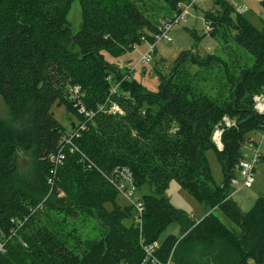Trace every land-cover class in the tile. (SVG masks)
<instances>
[{"label":"trees","instance_id":"1","mask_svg":"<svg viewBox=\"0 0 264 264\" xmlns=\"http://www.w3.org/2000/svg\"><path fill=\"white\" fill-rule=\"evenodd\" d=\"M73 1L0 0V94L13 115L12 125L0 117V227L8 239L0 264H141L142 242L158 241L173 222L183 238L171 234L160 243L163 262L189 240L202 246L198 258L176 264H264V196L247 212L232 198L243 147L264 125L254 100L264 91V29L228 0H212L205 19L228 59L193 47L163 70L161 58L154 67L158 89L151 91L123 79L129 68L115 67L103 52L118 56L154 42L153 0H79L83 25L76 33L67 20ZM113 82L120 84L112 94ZM78 101L95 114L80 113ZM56 102L79 118L69 126L72 145L63 142L69 129L52 110ZM113 103L122 111L112 113ZM217 128L223 149L214 140ZM31 149L33 159L21 168L20 154ZM60 149L63 163L56 165L51 157ZM210 149L223 169L220 183ZM121 166L130 168L138 190L153 187L141 196V224L131 203L117 202ZM173 179L206 205L199 222L165 195ZM78 219L95 221L93 236Z\"/></svg>","mask_w":264,"mask_h":264},{"label":"rangeland","instance_id":"2","mask_svg":"<svg viewBox=\"0 0 264 264\" xmlns=\"http://www.w3.org/2000/svg\"><path fill=\"white\" fill-rule=\"evenodd\" d=\"M189 1L190 0H153L152 5L155 7L149 11V14L157 23H161L163 19L175 16L179 12L178 8L180 3H185V5H187ZM228 1L233 5L236 12L242 13L246 19H248L256 27L262 30L264 29L263 0ZM212 4V0H196L195 4L189 9L187 19L173 27L172 34L174 40L172 42L161 41L157 43L155 51L151 52L152 60L147 64L140 63L143 55L147 53L151 47V44L145 40L138 44L134 50L128 51L122 55L116 56L109 51H104L103 54L108 61L114 63V66L120 70H125L126 67L133 68L138 64L130 76L134 81L151 91L158 89L159 79L154 67L161 58H165L167 60L163 70H168V66L182 50L193 47L199 50L202 54L216 53L228 59L229 55L226 53L227 50L223 49L222 41L219 38L212 36V32L207 31L208 22L205 19V11L211 8ZM67 20L73 33H76L82 28L83 21L79 0L73 1ZM196 36H200V39H197ZM247 57L248 56L245 55V58ZM144 69L147 71L145 72ZM52 110L56 118L69 129L66 131L63 138V142L67 145L69 144L67 140V133L72 131V128L70 129L69 126L73 122H79V118L75 113L68 111L65 104H59L56 102L53 105ZM0 117L5 122L12 125L13 115L3 100L1 94ZM226 121L231 124L230 118L226 117ZM218 131H221V135L217 138L216 133ZM222 132L223 129L217 128L214 133V140L217 144L218 142H222ZM243 150L247 158L253 156L255 151H260L261 153L260 159L254 169V182L247 185L244 184L243 179L239 177L240 185L236 186L232 184L235 189L232 194L233 200L240 206L242 211L247 212L252 208L257 198L264 196V130H254L252 132V137L244 145ZM206 155L211 166L212 175L216 182L220 183L223 180L224 175L216 153L214 150L210 149L206 151ZM32 159V149L23 151L20 154V167H27ZM152 188L153 187L151 185H145L138 191V193L142 196L148 192H152ZM165 195L178 209L185 212L196 222H199L206 215V205L200 202L176 179H173L170 182L169 187L165 191ZM116 197L117 202L123 206L130 203L129 197L123 193H119ZM107 206L108 208H112L111 203H107ZM215 213L226 224L239 230V228L226 217L221 209L218 208L215 210ZM124 222L127 225H131L134 222L133 215L126 218ZM76 224L84 233L89 235L92 231L91 235H94V228L96 226L94 220L82 222L78 219ZM171 234L181 237V239L183 238L181 235V225L179 223L173 222L168 224L160 235L158 242L163 243L167 236ZM201 250L202 246L200 244L189 240H182L174 254H171L170 264H176L178 259H180L179 257H183V259L196 257L197 259ZM28 261L30 262V260ZM248 264H254V261L250 259Z\"/></svg>","mask_w":264,"mask_h":264},{"label":"built area","instance_id":"3","mask_svg":"<svg viewBox=\"0 0 264 264\" xmlns=\"http://www.w3.org/2000/svg\"><path fill=\"white\" fill-rule=\"evenodd\" d=\"M195 2H196V0H190L187 5H185V3H180L179 4L180 10L175 16L167 17V18L163 19L161 21V23L158 24V30L153 34L154 42L151 43L148 41L151 44V47L149 48L147 53H145L143 55L142 59L140 60V63L147 64L148 62H150L152 60L151 52L155 51L157 43H159L161 41L172 42L174 40L173 34H172L173 27L176 24L181 23L187 19L189 9L195 4ZM207 22H208L207 31L208 32L213 31L214 26H213L212 22L211 21H207ZM137 65H135L133 68L128 67L129 72L131 73L133 70H135ZM130 73L125 75V77L123 79L131 78ZM109 79L112 81V76H109ZM119 84H120V82H113L112 87H111V93L112 94L117 93V91L119 89ZM78 93H80V87L76 86L73 88V94H74L73 98L74 99L77 98L76 95ZM254 100H255L256 109L260 113L264 114V91L262 93L256 95L254 97ZM76 106L79 107V112L86 115V116L92 117L95 114V110H88L86 108V106L80 101L77 102ZM110 111L112 113L116 114L117 112H121L122 110H121V107L118 103H113L112 106L110 107ZM227 125H230V122H227ZM261 130H264V125H263V128ZM74 135H75V133H73L72 131L67 133V140H68L69 144L72 143V138L74 137ZM220 135H221V131H218L216 133L217 138ZM71 148H73V147H71ZM62 151L63 150L60 149V151L57 154H53L51 157L55 161L56 165H58V163H63L64 154ZM260 156H261L260 151H255L253 156H251L249 158H247V157L243 158L240 161L239 166H238L237 177L232 179V184H234L236 186L240 185L239 177H241L243 179L244 184H247V185L252 184L254 182L255 165L259 161ZM116 173H117V176H116V179L114 180V183H115L117 189L120 191V193H123L127 197H129L130 203L135 208L136 219H137L138 223L141 224L142 215L144 212V204L141 200V195H139V193H138L139 190H138L137 186L135 185V182L133 179V174H132L130 168L127 166H121V167L116 168ZM39 206H41V205H39ZM17 223L18 224L20 223V219L19 220L17 219ZM15 229L16 228H13L11 230V233L14 234L16 232ZM7 241H8L7 233L5 232V230L2 227H0V254L6 253ZM142 243H143V247H144V251H145V258L143 259L141 264H170V261H171L170 257L171 256L166 261L167 263L161 261L158 258L156 253H157V250L160 248V245H161L158 241H155L152 243H145V242H142Z\"/></svg>","mask_w":264,"mask_h":264},{"label":"water","instance_id":"4","mask_svg":"<svg viewBox=\"0 0 264 264\" xmlns=\"http://www.w3.org/2000/svg\"><path fill=\"white\" fill-rule=\"evenodd\" d=\"M218 146L220 149H223V143L222 142H220V143L218 142Z\"/></svg>","mask_w":264,"mask_h":264},{"label":"bare ground","instance_id":"5","mask_svg":"<svg viewBox=\"0 0 264 264\" xmlns=\"http://www.w3.org/2000/svg\"><path fill=\"white\" fill-rule=\"evenodd\" d=\"M256 144V143H255Z\"/></svg>","mask_w":264,"mask_h":264}]
</instances>
